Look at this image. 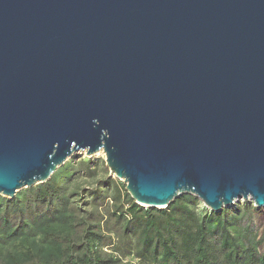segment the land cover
I'll return each mask as SVG.
<instances>
[{"label": "water", "instance_id": "1", "mask_svg": "<svg viewBox=\"0 0 264 264\" xmlns=\"http://www.w3.org/2000/svg\"><path fill=\"white\" fill-rule=\"evenodd\" d=\"M100 152L141 207L264 208V0H0V195Z\"/></svg>", "mask_w": 264, "mask_h": 264}, {"label": "trees", "instance_id": "2", "mask_svg": "<svg viewBox=\"0 0 264 264\" xmlns=\"http://www.w3.org/2000/svg\"><path fill=\"white\" fill-rule=\"evenodd\" d=\"M75 158L12 199L0 195V264H264V217L256 223L252 202L212 212L185 194L145 208L108 172L98 178L103 161Z\"/></svg>", "mask_w": 264, "mask_h": 264}, {"label": "rangeland", "instance_id": "3", "mask_svg": "<svg viewBox=\"0 0 264 264\" xmlns=\"http://www.w3.org/2000/svg\"><path fill=\"white\" fill-rule=\"evenodd\" d=\"M75 157H76V158H75V161H77V159L80 158V157L89 158V157H87L85 154H80V155H77V156H75ZM90 158L98 159V160H101V161L104 162V167H105L106 170H102V169L100 168V170L98 171V178H104L105 175H106V172H108L109 176H112L113 178H115V176H114L113 174L110 173L109 169H108L107 166L105 165V161H104V155H103V153L100 152V153H98V154H96V155H94V156H92V157H90ZM70 181H72V179H70ZM81 182L83 183V186H85V187H90V186L92 185L91 180H89V179H85V178H83V179H81ZM122 183H123V182H122ZM24 189H25V188H24ZM21 190H22V189H21ZM21 190H20V191H21ZM18 192H19V191H18ZM243 202H247V201H242V200H240V201H238V202H236V203H234V204H237V203H243ZM201 207H202V208H205V207L203 206L202 203H201ZM206 209H207V208H206ZM256 216H257L258 218L256 217L255 221H256V223H258L257 220H259V218H261V217H264V208L259 209V212L256 214Z\"/></svg>", "mask_w": 264, "mask_h": 264}]
</instances>
